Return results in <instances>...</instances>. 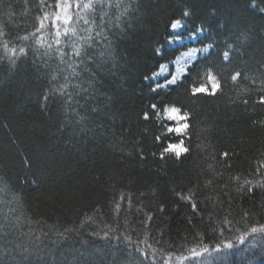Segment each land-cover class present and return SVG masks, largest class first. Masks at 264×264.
I'll return each instance as SVG.
<instances>
[{
    "label": "trees",
    "instance_id": "16d2710c",
    "mask_svg": "<svg viewBox=\"0 0 264 264\" xmlns=\"http://www.w3.org/2000/svg\"><path fill=\"white\" fill-rule=\"evenodd\" d=\"M56 3L0 0V264H264L250 232L264 188L237 191L264 180V0H71L67 24ZM176 20L203 31L196 44H169ZM195 45L207 53L157 88ZM208 69L220 90L192 96ZM173 106L190 113L182 136ZM181 140L187 153L160 158Z\"/></svg>",
    "mask_w": 264,
    "mask_h": 264
},
{
    "label": "snow or ice",
    "instance_id": "6c2138e0",
    "mask_svg": "<svg viewBox=\"0 0 264 264\" xmlns=\"http://www.w3.org/2000/svg\"><path fill=\"white\" fill-rule=\"evenodd\" d=\"M44 0H41V3L43 4ZM56 7L57 8H62L65 15L64 16H61L59 12H57L54 16V20H64L65 24H67L68 21H70L72 19L71 16L67 15V11L68 9L71 7V0H57V3H56ZM83 7L85 8H88L90 7L89 4H85ZM187 14V13H186ZM49 15V13L45 12L44 13V17L43 18H40L41 20V27H43V19L44 18H47ZM180 25V21L179 20H176L174 22H172L171 24V27L173 29L177 28L178 26ZM40 29H37V31H39ZM69 31V29L65 28V34H67ZM73 32V34L75 33V30L72 29L71 30ZM60 33L57 32V36H59ZM26 39V37H25ZM56 43L59 44L60 41L59 40H56ZM208 47H211V45H209ZM13 52H15V49H12ZM19 51L21 53H24L25 52V48L24 47H21L19 49ZM75 51V49H74ZM155 51L159 52L160 49L159 48H156ZM204 51H207V48L204 49ZM76 55L79 56L81 55V53L79 51H76ZM223 57L225 60L229 59V52L228 51H224L223 53ZM89 59H91V56H89ZM191 61H189L190 63ZM163 65H161V68L163 69ZM178 72H183L185 71L184 68H178L177 69ZM153 76L157 75V73H153L152 74ZM241 75L240 72H236L234 75H232L231 79L233 81H235L237 79V77H239ZM205 76H206V81L204 83H200L198 86L193 84V86L191 87V94L192 96H198L200 94H205V95H208V96H215L217 95L218 91L220 90L221 88V84H220V81L217 79V77L212 73L211 69H208L205 73ZM149 77L145 76L144 79H148ZM179 77L177 75H172V78L170 81H166V83H170V84H176L177 82V79ZM164 85H161V84H157L156 87L157 88H160V87H163ZM153 91H155V89H153ZM50 95H51V92H45V94L43 95V101L45 102V106H47V101L50 99ZM259 102L261 104H264V96H261L260 97V100ZM245 103H247V101H245ZM151 107L153 109H155L157 107L156 104H152ZM166 112H167V115H168V118L170 120H175L177 121V125L175 128H169L168 131L169 132H176V133H184L186 129L189 128V124H188V119H189V116H190V113L187 112V111H184L183 112V115H181V109L180 108H177L175 106L173 107H170L168 109H166ZM144 117L145 119L148 118V113H144ZM261 123H264V121H262ZM157 140L160 139V137H156ZM183 140L180 141L179 144H174V143H169L167 147H165L163 149V151L160 153V158L163 159L164 158V154L165 153H168V152H174L175 155L177 157H179L181 155V153H187L189 150L188 148L186 147H183ZM153 155H155V153H153ZM223 156L227 157L228 156V153L225 152L223 153ZM261 166H264V161L261 162ZM257 172L260 171L259 168H257L256 170ZM208 183L210 184L211 181H208ZM255 185L256 187H261V188H264V180H258V181H250V180H244L243 181V184L240 185V187L237 189V191H240V192H243L245 189H244V185ZM248 192H252L253 191V187H248L247 189ZM182 199L184 200H188V201H191V208L193 209V211H196L197 210V203L195 200H193L192 196H182L181 197ZM121 199H124V197L122 196ZM121 205L119 203L116 204V209H120ZM164 210V206L161 205L160 206V211H163ZM248 213L245 212V216H247ZM152 219V215L149 213V214H146V218L145 220H151ZM142 224L144 223V221L141 222ZM219 223V222H218ZM224 224H230L231 222L227 219V217L224 218V221H223ZM213 231H216L215 228L212 229ZM220 233L223 234L224 232V228L221 227L219 229ZM237 231H239L237 229ZM264 232V224H260L258 227L256 226H253L250 228V232L252 233H256V232ZM104 235L107 237L108 236V233L105 232ZM248 235V232H242L240 233V235L238 236H235L233 237V239H235L236 241L240 242V243H243L244 240H245V237ZM117 239H119V237H117ZM124 240L127 241V242H131V237L130 236H125L124 237ZM221 245H223L224 248H228V249H231L233 247V243L231 240H224V241H221L220 243H218L215 247V249H213L214 251H219L221 249ZM149 248H151V245H148ZM203 251L207 252L209 251L208 247L205 245L204 248L202 249ZM141 251L143 252L144 250L141 249ZM155 251V249H153V252ZM201 253L200 252H197L195 249H193L191 251V255L193 256H199ZM203 264V262H202Z\"/></svg>",
    "mask_w": 264,
    "mask_h": 264
},
{
    "label": "rangeland",
    "instance_id": "374dc122",
    "mask_svg": "<svg viewBox=\"0 0 264 264\" xmlns=\"http://www.w3.org/2000/svg\"><path fill=\"white\" fill-rule=\"evenodd\" d=\"M63 12L64 11L62 9L59 12L60 15H62ZM54 26L57 28V24H54ZM171 29H172L173 37L169 40L170 45H181V44L196 43L198 36H201L203 34V31L200 29H198V30H196V32H192V33L187 32L186 23L184 22V20L180 21V25L177 28H175V29L171 28ZM204 49H205V47H199V46L190 47L189 50H187L182 55H180L174 62H172V64H164L163 69L160 67L159 71L157 72V75H155L152 78V80L157 81V82L161 81V83H159V84L164 85L163 88L167 87L169 85H172L170 83H166V81L171 80L172 75H177L179 77L177 79V82H178L181 79V77L186 73V69L188 68V66L194 60H196L199 56H201L202 54H204L206 52V51H204ZM207 50H208V48H207ZM189 61H191V62L189 63ZM178 68H184L185 71L178 72L177 71ZM181 115H183V114H181ZM163 119L170 122V125H168V129L170 127L175 128L177 123H178L175 120H170L168 118L167 112L164 113ZM174 134L182 136L184 133L174 132ZM199 259H195L194 263L198 264L200 262Z\"/></svg>",
    "mask_w": 264,
    "mask_h": 264
}]
</instances>
